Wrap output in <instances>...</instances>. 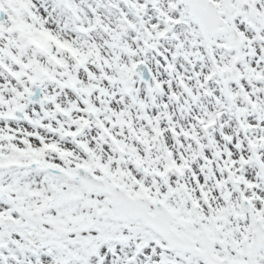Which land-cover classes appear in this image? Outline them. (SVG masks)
Instances as JSON below:
<instances>
[{"label": "snow or ice", "instance_id": "obj_1", "mask_svg": "<svg viewBox=\"0 0 264 264\" xmlns=\"http://www.w3.org/2000/svg\"><path fill=\"white\" fill-rule=\"evenodd\" d=\"M0 264H264V0H0Z\"/></svg>", "mask_w": 264, "mask_h": 264}]
</instances>
